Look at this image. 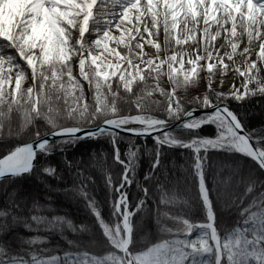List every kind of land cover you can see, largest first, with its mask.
<instances>
[{
  "label": "snow or ice",
  "instance_id": "6c2138e0",
  "mask_svg": "<svg viewBox=\"0 0 264 264\" xmlns=\"http://www.w3.org/2000/svg\"><path fill=\"white\" fill-rule=\"evenodd\" d=\"M0 264H264V0H0Z\"/></svg>",
  "mask_w": 264,
  "mask_h": 264
},
{
  "label": "trees",
  "instance_id": "16d2710c",
  "mask_svg": "<svg viewBox=\"0 0 264 264\" xmlns=\"http://www.w3.org/2000/svg\"><path fill=\"white\" fill-rule=\"evenodd\" d=\"M254 111H256V109H254ZM252 125L254 127H256V128H259L260 127V121L258 119H254L252 121ZM90 143L95 144V141H92ZM105 147H107V145H105ZM149 147H151V144H149ZM93 151L99 152L100 149L99 148L93 149L91 147H87V148H83L82 147L79 150H76V155H77V158H79L80 155H81V153H83L84 159L87 160V158L91 155V153ZM70 155H71V153H70ZM147 160H148V157L147 156L142 157V160H141V168H140L139 173H138L141 179H143V172L145 170H147V167H148ZM165 163L168 165V168H169L170 172L174 173L173 174V181H175L177 178H180L183 175V173H182V171H181V169L179 167V165H181L183 163L182 160L178 159L176 161L177 167L175 169L172 168L171 161H165ZM111 164H112V161L109 159L108 160L109 167L111 166ZM85 174H89V169L88 168L85 169ZM91 174L94 176V178H95V180H96L97 183L95 185H92L89 182V192L92 195L99 196L100 195V190L103 189V179H104V176H103L102 172L101 171H98V170H92ZM224 175H226V173ZM69 186H71V185H69ZM170 187H173L174 188V192H175V194H176V196H177L178 199L179 198L190 197L192 195L191 193L185 191V188H184L183 183H181L178 187H174L172 185H170ZM131 192L133 194L135 192V186L134 185H133V187L131 189ZM53 196H54V198L56 196H60V200L64 204L70 203L69 201L64 200V197L62 195H60V194L54 193ZM71 203H72V207L74 209L75 208V203L74 202H71ZM66 211H67V208H62L61 209V214H63ZM72 215L73 216H80L81 213H76L75 211H73V214ZM69 218H72V216H70ZM69 235H71V234L69 233Z\"/></svg>",
  "mask_w": 264,
  "mask_h": 264
},
{
  "label": "rangeland",
  "instance_id": "374dc122",
  "mask_svg": "<svg viewBox=\"0 0 264 264\" xmlns=\"http://www.w3.org/2000/svg\"><path fill=\"white\" fill-rule=\"evenodd\" d=\"M226 79H231V76L227 77ZM254 87V85L252 86ZM204 90V86L201 85L200 88H197V89H189L188 91H184V90H180L178 92V95L185 100V102H187V99L188 98H191L193 96H197V95H200Z\"/></svg>",
  "mask_w": 264,
  "mask_h": 264
}]
</instances>
